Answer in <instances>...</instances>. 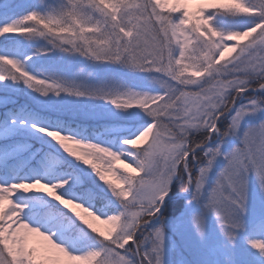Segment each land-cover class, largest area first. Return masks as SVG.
I'll return each instance as SVG.
<instances>
[{"label":"snow or ice","instance_id":"obj_1","mask_svg":"<svg viewBox=\"0 0 264 264\" xmlns=\"http://www.w3.org/2000/svg\"><path fill=\"white\" fill-rule=\"evenodd\" d=\"M0 264H264V0H0Z\"/></svg>","mask_w":264,"mask_h":264},{"label":"trees","instance_id":"obj_2","mask_svg":"<svg viewBox=\"0 0 264 264\" xmlns=\"http://www.w3.org/2000/svg\"><path fill=\"white\" fill-rule=\"evenodd\" d=\"M118 167H120L121 169L123 168V166H122V165H118Z\"/></svg>","mask_w":264,"mask_h":264},{"label":"rangeland","instance_id":"obj_3","mask_svg":"<svg viewBox=\"0 0 264 264\" xmlns=\"http://www.w3.org/2000/svg\"><path fill=\"white\" fill-rule=\"evenodd\" d=\"M123 166V165H122Z\"/></svg>","mask_w":264,"mask_h":264}]
</instances>
